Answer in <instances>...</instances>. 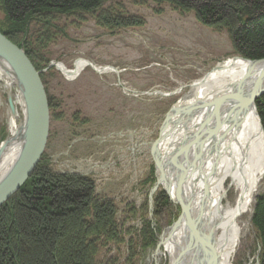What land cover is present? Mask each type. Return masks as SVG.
<instances>
[{
	"label": "rangeland",
	"instance_id": "rangeland-1",
	"mask_svg": "<svg viewBox=\"0 0 264 264\" xmlns=\"http://www.w3.org/2000/svg\"><path fill=\"white\" fill-rule=\"evenodd\" d=\"M116 4L127 14L142 18V27L109 32L97 25L91 14L57 17L56 25L62 29L63 37L57 36L48 47L51 62L72 68L76 59H84L98 67H113L119 75H98L88 69L74 81H67L53 69L56 75L45 82L48 96L59 103L55 114L50 113L43 154L55 173L90 178L95 193L114 201L118 217L125 215L127 221L122 229L126 243H138L144 224L152 227L147 235L156 239L180 215L166 195L170 206L163 208L165 203H158L154 207L153 198L158 192L164 193L162 188L151 192L155 180L150 177L148 151L158 138L166 113L178 103L191 101L193 93L187 86L217 64L233 57L249 60L235 53L224 31L202 25L193 13L180 14L167 4L155 5L150 0H111L105 6ZM2 18L0 9V22ZM150 91L156 96L143 95ZM11 92L19 94L14 87ZM160 92L169 95L158 96ZM7 96L0 82V128L5 131L4 139L9 126ZM129 142L135 144L132 154ZM263 193L264 180L255 198ZM232 196L229 190L224 202H230ZM130 207L138 212L133 220L127 213ZM252 213L242 218L248 226L233 264H259L260 246L251 225ZM123 245L119 251L113 248L107 256L123 258L127 250Z\"/></svg>",
	"mask_w": 264,
	"mask_h": 264
},
{
	"label": "trees",
	"instance_id": "trees-1",
	"mask_svg": "<svg viewBox=\"0 0 264 264\" xmlns=\"http://www.w3.org/2000/svg\"><path fill=\"white\" fill-rule=\"evenodd\" d=\"M109 1L0 0V33L22 48L36 71H42L50 60L48 47L57 36L63 37L57 17L91 14L96 24L109 32L142 27V18L127 14L119 4L105 6ZM150 1L167 4L180 14L193 13L202 25L224 31L238 56L249 61L264 59V0ZM55 75L53 69L40 75L53 115L59 102L48 96L45 80ZM255 109L264 134V96L255 102ZM4 137L0 128V139ZM150 175L154 181L153 171ZM153 201L154 207L158 203H165L163 208L170 206L163 192ZM117 213L111 198L95 193L90 178L55 173L43 154L29 179L0 207V264H133L107 255L124 244L125 256L133 258L138 250L153 246L155 237L147 235L152 227L144 224L140 242L126 243ZM127 213L131 220L138 215L134 207ZM122 217L124 225L127 219L124 214ZM251 225L259 241V264H264V193L256 198Z\"/></svg>",
	"mask_w": 264,
	"mask_h": 264
},
{
	"label": "bare ground",
	"instance_id": "bare-ground-1",
	"mask_svg": "<svg viewBox=\"0 0 264 264\" xmlns=\"http://www.w3.org/2000/svg\"><path fill=\"white\" fill-rule=\"evenodd\" d=\"M52 64L67 81H74L88 69L98 75H119L113 67H98L84 59H76L72 68L49 60L42 71L56 70ZM261 69L262 64L251 65L240 58H229L187 86L193 93L191 101L178 103L166 113L158 138L148 151L150 170L155 183L160 175L163 177L157 188L168 187L173 195L177 194L189 221H181L172 231L169 229L172 225L167 227L158 240H153V246L144 247V252L151 249L168 264H233L248 226L242 218L253 212L255 197L263 185L264 135L254 106L235 102L225 104L202 127L201 124L205 114L213 111V102L235 92L240 83L245 86L243 98L249 97L261 78ZM0 82L8 92L7 102L9 99L12 104L8 114V140L0 156L1 180L18 156L17 121L24 117V103L17 92H11V87L17 91L15 79L2 59ZM143 95L152 97L156 93L150 91ZM48 115L50 119L49 108ZM134 149V142H129L128 151L132 154ZM229 190L233 196L230 202H224ZM174 206L180 211L178 205ZM116 220L123 227L122 218Z\"/></svg>",
	"mask_w": 264,
	"mask_h": 264
},
{
	"label": "water",
	"instance_id": "water-1",
	"mask_svg": "<svg viewBox=\"0 0 264 264\" xmlns=\"http://www.w3.org/2000/svg\"><path fill=\"white\" fill-rule=\"evenodd\" d=\"M0 59L9 67L11 75L15 79L17 91L24 103V117L19 118L16 136L19 141V152L16 162L9 169L8 173L0 180V207L9 200V198L23 186L29 178L35 166L38 164L48 138L49 131V115L46 95L40 81L39 76L44 71L37 72L26 58L22 49H18L10 43L0 33ZM262 64L261 78L256 83L249 97L243 98L242 94L245 86L239 84L235 92L230 93L226 98L213 102V111L206 113L205 120L202 121L201 127L209 120L213 114H217L219 109L229 102L239 103L242 106H254V102L264 96V60L249 61V64ZM53 65V64H52ZM51 67L56 68L55 65ZM61 73V71L57 70ZM8 106L12 109V104L8 99ZM189 111V110H188ZM7 138L0 144V156L6 148ZM192 171V170H191ZM159 181L152 188V193L157 190L163 177L160 175ZM168 200L174 205L180 207V215L177 220L169 228L175 229L181 221H189V216H186V211L181 200L177 199L176 195L171 192V188L163 187ZM161 237V236H160ZM160 246V245H158Z\"/></svg>",
	"mask_w": 264,
	"mask_h": 264
},
{
	"label": "flooded vegetation",
	"instance_id": "flooded-vegetation-1",
	"mask_svg": "<svg viewBox=\"0 0 264 264\" xmlns=\"http://www.w3.org/2000/svg\"><path fill=\"white\" fill-rule=\"evenodd\" d=\"M156 203H154L155 205ZM160 237L156 238L158 240ZM128 243V242H127ZM142 244V243H141ZM140 249V248H139ZM158 254L153 253L151 249L144 250L140 249L138 254L135 257H129L124 256L122 258V261L124 259L129 260L130 262H133V264H168L167 260H160L158 257Z\"/></svg>",
	"mask_w": 264,
	"mask_h": 264
}]
</instances>
